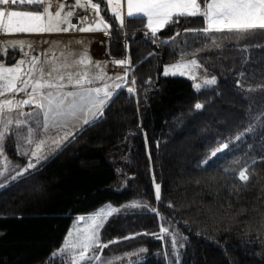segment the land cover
Here are the masks:
<instances>
[{
    "label": "trees",
    "instance_id": "trees-1",
    "mask_svg": "<svg viewBox=\"0 0 264 264\" xmlns=\"http://www.w3.org/2000/svg\"><path fill=\"white\" fill-rule=\"evenodd\" d=\"M106 14L113 24L109 55L131 59L127 87L118 90L98 123L65 142L39 171L0 187V264H43L76 215L132 199L159 211L108 217L100 237L112 241L102 254L112 264L142 246L147 251L134 264H264V127L257 122L264 114V34L242 41L249 52L235 44L208 49L198 43L202 34L184 35V29L202 28L203 18H181L161 30V39L175 38L169 46L146 38V20L127 17L121 28ZM177 31L181 35L174 37ZM185 40L189 51L200 49L205 75H216L217 85L197 91L187 78L162 74L164 64L181 59L173 48L179 52ZM8 53L14 55L8 62L16 61L19 51ZM128 87L136 91L131 95ZM197 102L204 107L195 109ZM249 125L253 130L237 139ZM222 145L227 147L207 165L201 163ZM246 165L245 186L238 173ZM153 170L162 185L159 200ZM209 207L219 213L212 215ZM166 219L186 238L179 258L170 256L169 262L170 241L165 245L159 238Z\"/></svg>",
    "mask_w": 264,
    "mask_h": 264
},
{
    "label": "snow or ice",
    "instance_id": "snow-or-ice-1",
    "mask_svg": "<svg viewBox=\"0 0 264 264\" xmlns=\"http://www.w3.org/2000/svg\"><path fill=\"white\" fill-rule=\"evenodd\" d=\"M78 8L84 10L91 6L94 12V23H87L86 27L78 28L73 24L75 12L66 10L71 4H57L56 10H52V0H0V34H39L68 32L72 29L78 31H94L103 29L109 31L113 24L109 23L103 15H100L101 3L93 0H73ZM33 6L35 10L17 9L16 7H4L5 5ZM107 5L111 6V11L119 19L121 28L125 25V15L123 12L124 0H107ZM127 17L129 19L146 20V28L150 30L146 33V38L151 37L154 43L157 41L165 45L176 43L175 38L167 40L161 39L160 33L166 26L178 24L181 18L202 17L203 27L198 29H184V35L188 32L202 34L204 43L202 47H215L222 49L228 45L223 41L232 39L235 45H239L240 52H249L251 46L242 43L251 36L264 34V0H126ZM99 18L96 19L95 17ZM81 22L87 17H80ZM66 25V26H65ZM179 31L174 33V37H179ZM126 38V37H125ZM179 52L173 48V54L180 56V61L171 65L163 66V74L190 76L194 81L193 87L197 91L206 90L218 83L216 75H205L197 81V76L192 75L193 68H200L203 65L200 59L193 58L185 60L184 57H196L200 49L188 50L187 41L181 42ZM10 44L12 50L19 49L23 52L21 58L11 64H6L0 60V156L5 151V142L11 136L17 142V153L27 158V164L21 166L11 164L8 161L0 169V187L7 186L10 182L18 180L22 175H31L34 171H39L42 161H46L56 150L60 149L65 142L75 139L85 127L94 126L104 116V109L110 105L112 98L118 95V90L127 87L126 83L113 82L111 85L103 83L101 86H93L95 80L111 79L103 72L92 75L89 72L64 71L61 69L69 67L66 61L59 63V66H47V59L42 60L39 55H31V45L23 39H13L5 41L0 39V47ZM233 45V46H235ZM29 51L24 52L25 48ZM6 51V50H5ZM150 55H155L151 53ZM79 63L89 65L92 63L90 57L82 55ZM114 65H124L127 76V66L131 64L130 57L125 59H115ZM100 62H95L99 67ZM27 65V67H25ZM172 69V71H170ZM205 71H207L205 69ZM243 75V73H241ZM124 77L117 74L116 80H123ZM149 77V82H151ZM135 83V77H133ZM243 87L241 82L236 81ZM136 89L128 87V92L133 93ZM23 93V97L19 94ZM24 106H34L31 111H23ZM195 109L204 107L203 103H195ZM16 113L13 117L11 114ZM23 117V118H20ZM259 126L264 127V114L257 117ZM78 125V126H77ZM253 130L249 125L244 132L237 135L239 139L242 135ZM147 137V133H145ZM71 138V139H70ZM34 145V149L32 148ZM227 145L211 149L208 157L202 164L207 165L211 157H215L218 152ZM7 160L6 157H4ZM149 159L151 153L149 152ZM264 159V158H261ZM255 163V160H253ZM11 167V172L15 174H5ZM249 165L239 170L240 181L246 183L250 176L246 174ZM227 170V169H225ZM120 171V170H118ZM152 179L155 189V198H161V183L156 182V174L153 170ZM123 183L126 185L127 180ZM143 207L151 213H158V209L151 207L148 201L133 200L121 205L122 208ZM228 207H231L229 204ZM209 213L216 215L219 209L208 208ZM241 211H246L242 209ZM120 208L109 206V210L98 212L92 215L89 223L81 226L85 216L77 217L74 222L75 227L70 229L63 241L62 246L52 255L61 257V264H112L110 258L103 257V249L107 244L101 240L100 230L104 227L108 217L114 213H119ZM169 226L160 225V233H169ZM138 235V233L130 234ZM152 235H157L152 233ZM129 237H125L127 239ZM161 240L164 236H159ZM117 239H121L117 237ZM178 239H186L179 234L178 230L171 233L172 251L179 257L177 251ZM140 252L147 251L140 249ZM146 259V258H145ZM169 264H175L171 260Z\"/></svg>",
    "mask_w": 264,
    "mask_h": 264
},
{
    "label": "rangeland",
    "instance_id": "rangeland-1",
    "mask_svg": "<svg viewBox=\"0 0 264 264\" xmlns=\"http://www.w3.org/2000/svg\"><path fill=\"white\" fill-rule=\"evenodd\" d=\"M105 3V5L107 4L105 0H93V2L95 3ZM82 3L86 2V0H81ZM57 4H71V7L67 8L66 10H72L75 12L73 19V24L76 25L78 28H84L86 27L87 23H94V12L91 10V6H88L87 10H84L82 8H78L77 6H75V4L73 3V0H52V10H56V6ZM19 4H17V9H21L22 7L18 6ZM10 5H5L4 7H9ZM13 7V6H12ZM107 11L110 12V14L114 15L111 11V7H109L108 5H106ZM106 8L102 7L101 5V9H100V15H103L104 18L111 23L110 19L107 17L106 14ZM24 10H33V9H25ZM87 17V20L84 22H81V20L79 19L80 17ZM96 19H98L99 17L96 16ZM117 23H119V19L116 18L115 19ZM66 26V25H65ZM109 35H110V30L109 31H104L103 29H99V30H94V31H78L75 28L68 31V32H56V33H39V34H0V39L5 40V41H10L13 39H23L27 44L31 45V55H39L41 57L42 60L47 59L48 61V65L47 66H59V63L62 61H66L69 64V67L67 68H63L61 69L62 72L64 71H73V72H80V71H87L92 75H97L101 72H103L104 74H106L107 76H110L111 79H107V80H95L93 83V86H101L103 83H108L109 85H111L113 82H117V83H124L128 76H129V66H127V76H124V73L126 71V67L124 65H114L112 62L116 59V58H112L109 55L108 52V41H109ZM198 43L200 45H202L204 43L203 39H199ZM224 44H235V41H233L232 39H226L223 41ZM208 49H213L214 47H205ZM6 50V51H5ZM12 50V46L10 44L8 45H4L3 47H0V60H3L6 64L11 65L15 62H17L21 56L23 55V52H21L19 49H17L19 51V55L16 59V61L10 63L8 62L9 60H11V57L14 56L10 53H8V51ZM13 51V50H12ZM29 51L28 48L26 47L24 49V52ZM14 54V52H13ZM82 55H86L88 57H90L92 63L89 65H85L83 63H79V58ZM3 56V57H2ZM200 55L197 54L196 57H190V58H184L185 60H190L193 58H199ZM128 55H125L122 58L119 59H125L127 58ZM207 59L212 60V57L210 56L207 57ZM203 60V59H201ZM200 60L201 64L203 65V67L200 68H193L192 71V75H196L197 76V81L195 82H200V79L205 76V65L203 64V62ZM100 62L99 67H97L95 65V62ZM179 60L171 62V63H166L164 65H171L174 63L179 62ZM204 61V60H203ZM25 67H27V65H25ZM170 71H172V69H170ZM117 74H119L120 76L124 77L123 80L117 81L116 80V76ZM162 74H163V69H162ZM164 75V74H163ZM169 76H180V77H184L187 78L189 80L192 81V83L194 84V81L190 78V76H184V75H169ZM21 97H23V93L19 94ZM34 106H24L23 107V111H31L32 108ZM13 117L16 116V113H12L11 114ZM23 118V117H20ZM78 126V125H77ZM17 142L15 140V138L13 137H9L6 142H5V151L3 156H0V169H2L5 164L10 161L11 164H18L23 166V164H21V160L22 156L18 155L17 153ZM34 145H32V148L34 149ZM12 152V154L10 153ZM7 158V160H5V158ZM27 159V158H26ZM25 162L27 160H24ZM27 164V162H26ZM9 172H11V167L9 165V170L8 172H6L5 174H9ZM11 174H15L14 172H11ZM2 181V178H0V182ZM133 200H139V199H132L130 201H126L124 203H121L119 205H115V204H111V203H106L105 205L99 207L98 209H96L95 211L89 213V214H80V215H76L72 222L71 225L68 229V231L70 229H73L76 225H75V221L77 220V217L83 215L85 216V220L83 222H81V226H83L84 224H87L90 222L91 217L93 214L98 213V212H107L109 210V206L111 207H117L120 208V211L123 212H135L137 210H141L143 207H132V208H122L120 207L121 205L127 204ZM141 201V200H139ZM141 205H143V201L141 202ZM165 225V223H163ZM165 226H169L170 230L169 233L167 234H162L159 231L160 236L163 235L164 236V243L166 245V239L168 238L170 241V252H168L167 255V260L166 262H169V257H173L174 259H178L176 257V253L172 251V244H171V233L174 230H178L179 234L182 235L183 237H185V234L183 232H181L178 229V226L176 225V223L171 222L170 219H166V225ZM67 231V233H68ZM66 233V235H67ZM65 235V237H66ZM100 235V233H99ZM64 237V239H65ZM63 239V241H64ZM185 239H178V244H177V251L179 253V256L181 254V251H179L181 249V247L183 246ZM63 241L61 243V245L54 249L53 252L51 253V258L49 260H47L45 263L43 264H61V257L59 255L53 257V253L57 251V249H59L62 244ZM143 249H146L145 247L142 246ZM167 249V248H166ZM141 252L136 253V254H131V253H126L125 256L122 258L121 262H115V264H134L136 262V260L140 259ZM65 264H67V262L65 261ZM95 264V262H94Z\"/></svg>",
    "mask_w": 264,
    "mask_h": 264
},
{
    "label": "crops",
    "instance_id": "crops-1",
    "mask_svg": "<svg viewBox=\"0 0 264 264\" xmlns=\"http://www.w3.org/2000/svg\"><path fill=\"white\" fill-rule=\"evenodd\" d=\"M105 1H107V0H105ZM107 3V2H106ZM107 5V4H106ZM106 5H105V3H104V7L106 8ZM109 6V5H108ZM109 7H111V6H109ZM106 11H107V8H106ZM123 12H124V15H125V19L127 18V7H126V0H124V6H123ZM107 13L109 14V16L110 17H114L115 19H116V17H115V15H112V14H110V12H108L107 11ZM106 204V203H105ZM105 204H103V205H105ZM103 205H101V206H103ZM100 206V207H101ZM98 209V208H97ZM95 211V210H94Z\"/></svg>",
    "mask_w": 264,
    "mask_h": 264
},
{
    "label": "water",
    "instance_id": "water-1",
    "mask_svg": "<svg viewBox=\"0 0 264 264\" xmlns=\"http://www.w3.org/2000/svg\"><path fill=\"white\" fill-rule=\"evenodd\" d=\"M129 94H131V95H132L133 93H129Z\"/></svg>",
    "mask_w": 264,
    "mask_h": 264
}]
</instances>
